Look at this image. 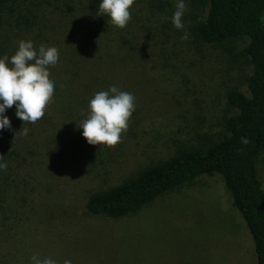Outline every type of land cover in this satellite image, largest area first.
I'll return each mask as SVG.
<instances>
[{
    "label": "rangeland",
    "instance_id": "obj_1",
    "mask_svg": "<svg viewBox=\"0 0 264 264\" xmlns=\"http://www.w3.org/2000/svg\"><path fill=\"white\" fill-rule=\"evenodd\" d=\"M164 1V10L154 13L149 0H135L126 30L137 31L138 49L116 52L113 60L107 50L91 62L92 75L73 82L67 97L52 106L47 131L36 130L37 164L21 169L18 200L5 208L16 215L0 221V264H33V255L57 264H255L250 232L217 172L201 174L123 217L85 211L91 192L167 158L179 145L219 139L224 117L234 111L227 91H246L250 64L239 54L244 41L227 47L198 41L190 28L206 6L184 0L181 30L171 19L178 0ZM112 86L136 98L129 129L115 148L89 145L77 126L94 95ZM257 170L264 189V150Z\"/></svg>",
    "mask_w": 264,
    "mask_h": 264
},
{
    "label": "trees",
    "instance_id": "obj_2",
    "mask_svg": "<svg viewBox=\"0 0 264 264\" xmlns=\"http://www.w3.org/2000/svg\"><path fill=\"white\" fill-rule=\"evenodd\" d=\"M101 2L0 0V58L10 59L21 40H31L37 50L44 44L59 52L58 64L49 69L56 98L44 118L33 126L16 116L15 106L5 111L11 128L0 130V155L4 156L0 162L7 163V170H0V221L16 215L15 210L5 208L18 200L19 175L25 163L37 164L40 146L34 145L35 132L47 131L52 124V106L67 97L73 82L85 77L93 66L91 62H97L107 50L113 60L116 52L134 54L138 49V43L133 42L136 30L120 29L107 16L97 15ZM198 2L206 6V13L192 24V36L221 47L243 40L239 54L250 64L246 91L231 87L226 93L227 104L234 111L224 117V132L219 139L202 145H179L167 158L148 163L114 186L91 192L84 208L90 215L123 217L201 174L217 172L250 232L255 264H264V189L257 170L258 158L264 150V0ZM164 5V0L148 3L154 13L162 12ZM149 36L150 29L145 38L150 40ZM25 128L27 135L22 134ZM65 132L63 128L57 131L61 136ZM242 138L249 143H242ZM52 140L57 137L53 135ZM21 201L26 202L24 198Z\"/></svg>",
    "mask_w": 264,
    "mask_h": 264
},
{
    "label": "clouds",
    "instance_id": "obj_3",
    "mask_svg": "<svg viewBox=\"0 0 264 264\" xmlns=\"http://www.w3.org/2000/svg\"><path fill=\"white\" fill-rule=\"evenodd\" d=\"M135 0H102L97 15L107 16L110 22L124 29L132 19L131 8ZM172 16L176 29H184L182 18L187 10L184 0H178ZM188 34L182 37L187 39ZM59 62V52L55 47L41 44L37 50L31 40H21L18 50L9 59L0 58V130L10 129L11 121L5 115L6 109L15 106L16 116L33 126L41 121L48 107L54 103V81L50 79V68ZM136 108V98L129 92L112 86L97 92L89 101V112L80 120L78 128L89 145H103L115 148L129 129V122ZM83 116V113L81 114ZM23 129V135H27ZM17 136V135H16ZM242 143L249 141L242 138ZM0 155V161H3ZM0 170H7V163L0 162ZM33 264H57L51 258L31 257ZM64 264H71L65 260Z\"/></svg>",
    "mask_w": 264,
    "mask_h": 264
}]
</instances>
